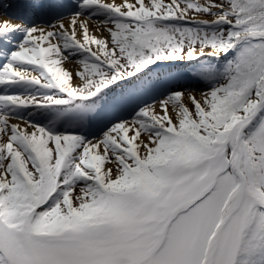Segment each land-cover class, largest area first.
I'll use <instances>...</instances> for the list:
<instances>
[{
	"label": "snow or ice",
	"instance_id": "1",
	"mask_svg": "<svg viewBox=\"0 0 264 264\" xmlns=\"http://www.w3.org/2000/svg\"><path fill=\"white\" fill-rule=\"evenodd\" d=\"M0 264H264V0H0Z\"/></svg>",
	"mask_w": 264,
	"mask_h": 264
},
{
	"label": "bare ground",
	"instance_id": "2",
	"mask_svg": "<svg viewBox=\"0 0 264 264\" xmlns=\"http://www.w3.org/2000/svg\"><path fill=\"white\" fill-rule=\"evenodd\" d=\"M67 67L71 68V67H73V65H67Z\"/></svg>",
	"mask_w": 264,
	"mask_h": 264
}]
</instances>
